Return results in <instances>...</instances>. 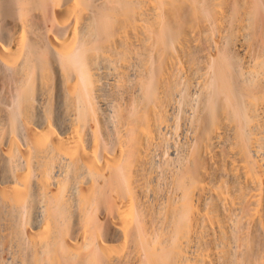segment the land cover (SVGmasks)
<instances>
[{
  "label": "bare ground",
  "instance_id": "1",
  "mask_svg": "<svg viewBox=\"0 0 264 264\" xmlns=\"http://www.w3.org/2000/svg\"><path fill=\"white\" fill-rule=\"evenodd\" d=\"M0 264H264V0H0Z\"/></svg>",
  "mask_w": 264,
  "mask_h": 264
}]
</instances>
